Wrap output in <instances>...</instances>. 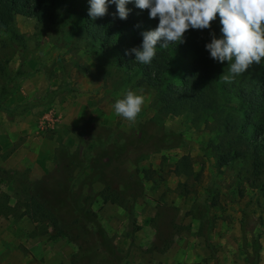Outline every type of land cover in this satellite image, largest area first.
<instances>
[{
  "label": "rangeland",
  "instance_id": "374dc122",
  "mask_svg": "<svg viewBox=\"0 0 264 264\" xmlns=\"http://www.w3.org/2000/svg\"><path fill=\"white\" fill-rule=\"evenodd\" d=\"M76 5L75 0H62L52 10L53 18H48V12L41 22L15 16L14 30L21 35L20 41L0 33V54L12 51L9 71L12 74L19 68L23 73L5 104H30L24 113L36 122L49 112L57 118L53 130L37 132L36 127V134L31 135L57 142L50 161L53 172L80 169L85 136L112 135L104 161L93 154L74 182L78 200L87 197L85 207L89 203L95 215L92 225L100 228L91 236L87 226L75 225L78 246L68 236V232L73 234L70 229L67 233L59 229L66 226L63 220L69 213L55 217L59 224L54 228L52 214L38 221L27 218L24 209L30 197L42 207L54 201L38 178L18 177L3 168L4 159L24 140L18 137L9 143L4 135L0 138V148H4L0 153V264L41 261L45 256L41 250H46L47 260L61 256L60 264L64 257L73 264H246L244 251L250 253L251 238L260 244L256 264H264V171L258 177L252 175L250 149L227 164H221L218 157L230 135H244L224 128V123L237 119L238 103L225 101L217 90L213 93L217 106L204 121L189 112L159 111L152 89L137 86L136 74L116 68L111 54H100L84 38ZM107 13L114 22V8ZM220 28L217 16L211 29L189 30L181 43L184 48L174 57L175 65L199 58L207 63L213 82L221 81L228 62L213 60L205 49L211 32L221 37ZM179 75L172 73L171 80L177 82ZM248 79L260 83L264 100V60L234 81ZM126 89L142 90L145 97L135 122L116 116L112 108ZM48 91H54V96L41 103ZM260 114L254 116L260 119ZM247 131L246 135L254 134L251 126ZM67 150L73 152L65 165L63 152ZM181 156L186 157L187 167L174 173ZM105 180L116 191V203H103L97 197ZM54 246L60 256L52 251Z\"/></svg>",
  "mask_w": 264,
  "mask_h": 264
},
{
  "label": "trees",
  "instance_id": "16d2710c",
  "mask_svg": "<svg viewBox=\"0 0 264 264\" xmlns=\"http://www.w3.org/2000/svg\"><path fill=\"white\" fill-rule=\"evenodd\" d=\"M62 0H0V33L8 36L10 40L20 41L21 35L14 30V17L24 16L33 18L36 22H41L45 17L52 19V10ZM76 14L79 21L81 33L85 39L89 40L92 47L100 54H111L113 63L116 68L123 71L131 72L137 75L135 83L137 86L150 88L154 91L155 100L158 104V110L165 114L177 115L182 112L195 114L197 120L204 121L210 111L217 106V101L213 97L218 90L223 99H234L237 105V119L224 123L226 132L232 133L239 131L244 135H230L226 145V149L218 157L221 164H227L229 161L240 158L244 155V151L251 150V173L254 177H258L264 171V100H262L258 81L243 80L241 83L233 81L225 83L222 81L213 82L210 78V69L207 63L199 58L177 67L174 63V57L184 47L182 44L170 45L167 49H163L157 45L156 56L150 64H140L135 61V55L126 54V51L137 47L142 43L140 33L145 30L154 29L158 24V19H149L148 11H141L136 8L134 2L128 3L126 7L130 9V13L126 20L116 17L114 22L110 21L108 13L102 17L92 20L88 15L89 3L88 0H75ZM113 7L116 12V5L109 4L108 8ZM138 26V27H137ZM131 29L132 32L125 33L124 29ZM5 45L3 44L2 47ZM0 49V53H1ZM12 56V51L0 54V112L5 113L8 118L24 113L31 105L28 103H19L11 107L5 104L7 98L14 92L16 87V78L23 74L17 68L11 74L7 65ZM180 72L178 81L171 80V74ZM54 91H48L40 102L45 103L54 96ZM260 112V119L254 116V113ZM252 127L253 135H246V127ZM112 135H94L91 137L85 136V145L82 150L83 163L76 173L59 172L60 169L48 171L38 177V184L45 189L50 190L54 204L49 207H42L40 203L30 197V203L27 209H24V214L32 221L40 220L39 217L45 216L48 213L52 214L51 226L54 228L58 225L57 218L61 213H69L64 224L59 229L67 233L70 229L72 235L68 232L71 240L75 241V225L82 224L87 226L91 231V236H94L99 231L98 224L92 225L95 215L89 209V203L85 207L87 197L78 200L75 194L74 182L75 179L82 173V170L92 161V155L99 156V160L104 161L108 143L112 145ZM173 137L174 135H161ZM83 138V137H82ZM80 138V139H82ZM164 143V139L162 141ZM161 142V143H162ZM239 145V146H237ZM73 151L67 150L63 152L66 159L65 165H68L72 159ZM186 160L185 156L179 158L178 163L173 168L174 173H181L182 167H187L183 163ZM56 166L58 164L56 163ZM66 172V171H65ZM104 183L103 189L97 193V197L103 203L117 202V194L110 182L107 180ZM124 208V207H123ZM51 212V213H50ZM128 217L131 216V211H128ZM88 215H91L89 217ZM49 216V215H48ZM131 218V217H130ZM132 223V221H131ZM243 226V224H242ZM61 231V232H62ZM241 235L244 244L247 239L241 228ZM77 238V234H76ZM78 246H80L79 241ZM208 243V242H207ZM250 253L245 249L246 264H256L260 244L255 238L250 241ZM209 244V243H208ZM83 249V248H82Z\"/></svg>",
  "mask_w": 264,
  "mask_h": 264
},
{
  "label": "clouds",
  "instance_id": "9594fccd",
  "mask_svg": "<svg viewBox=\"0 0 264 264\" xmlns=\"http://www.w3.org/2000/svg\"><path fill=\"white\" fill-rule=\"evenodd\" d=\"M132 2L147 10L149 19H158L154 29L140 33L142 43L126 51L140 64L152 62L158 44L167 49L184 43L189 30L211 29L217 16L222 35L211 32L205 49L213 60L228 62V72L219 77L222 82L232 83L264 60V0H88V15L92 20L104 17L111 3L116 5L114 16L126 20L130 13L126 5ZM141 92L126 89L112 105L114 114L135 122L145 103Z\"/></svg>",
  "mask_w": 264,
  "mask_h": 264
},
{
  "label": "crops",
  "instance_id": "0c3cea01",
  "mask_svg": "<svg viewBox=\"0 0 264 264\" xmlns=\"http://www.w3.org/2000/svg\"><path fill=\"white\" fill-rule=\"evenodd\" d=\"M36 123L26 113L8 118L5 113L0 112V138L6 135L8 137L7 141L12 143L18 137H24V140L17 147H14V150L3 161V168L10 169L18 177H22L24 174L28 179L38 178L50 170V161L53 156L52 152L57 142L53 140L43 141V139L31 136L36 134ZM1 146L2 143L0 141ZM3 150V147L0 148V153ZM52 251L57 256L61 254L60 249L55 248ZM41 252L45 254L43 260L32 261L30 263L28 261H22L20 264H60L61 256L56 261H53V259L47 260L48 255L46 250H41ZM62 264L73 263L64 257Z\"/></svg>",
  "mask_w": 264,
  "mask_h": 264
},
{
  "label": "built area",
  "instance_id": "2783aa9c",
  "mask_svg": "<svg viewBox=\"0 0 264 264\" xmlns=\"http://www.w3.org/2000/svg\"><path fill=\"white\" fill-rule=\"evenodd\" d=\"M53 114V113H52ZM50 112L47 113V115H44L43 117H40L37 120V132H44V131H50L53 130V127H55L57 118H52L49 115H52Z\"/></svg>",
  "mask_w": 264,
  "mask_h": 264
}]
</instances>
